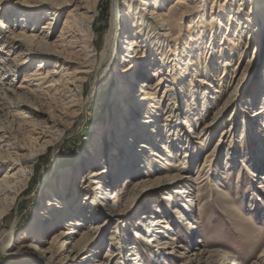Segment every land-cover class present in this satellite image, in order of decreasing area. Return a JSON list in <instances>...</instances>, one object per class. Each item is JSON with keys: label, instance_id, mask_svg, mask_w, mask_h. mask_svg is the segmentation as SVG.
I'll use <instances>...</instances> for the list:
<instances>
[{"label": "rangeland", "instance_id": "obj_1", "mask_svg": "<svg viewBox=\"0 0 264 264\" xmlns=\"http://www.w3.org/2000/svg\"><path fill=\"white\" fill-rule=\"evenodd\" d=\"M111 1L99 0L96 7L93 24L96 54L102 48L108 29ZM173 1L163 0L164 9L161 10V13L169 11L165 16H168L169 29L174 35H179L174 54L171 52L168 56L180 59L184 65L179 71L172 70L175 72V94L170 99L177 107L174 110L176 122L185 121L186 124H180L178 134L175 133L177 136L172 134L169 139L170 134H166L169 128L162 125L166 124L171 100L164 99L158 104L159 109L150 108L146 116L158 123L162 140H157V144L151 142L147 149L140 146L142 140L134 145L135 149L144 152L134 163L140 166L131 178H127L131 180L129 192H120L118 196L120 200L122 198L118 206L124 209V214L114 216L109 214L107 206H102L95 216L84 213V216H93V222L75 227L71 225L74 217L70 216L69 220L54 226L51 233L55 236L61 231L71 230L70 245H88L89 253L101 245L96 259L106 261L105 254L115 255L110 264H134L135 251L140 256L139 264H264V129L258 130L257 127L258 123L262 125L264 122V112L258 119L253 116L254 112H250L251 108L261 104L259 101L251 106L256 81L261 78L264 81V64L258 65L256 61L261 31L255 27L251 31H240L243 17L237 21L236 16L226 10L210 19L207 6L204 13L180 22ZM17 2L0 0V48L5 37L14 31L11 25L16 23ZM240 2L247 5L246 0ZM126 4V0H119L120 10L124 13L127 12ZM258 13V17L262 16L259 21L262 24L264 9ZM49 17L43 14L36 16L34 28L38 34L45 32L40 26L52 22ZM185 23L194 26L190 34L186 31L181 35ZM54 30L57 31V27ZM32 31L28 30V33ZM150 49L156 54L168 52V48L157 50L155 42L148 43L145 50ZM5 50L14 56L19 53L17 49ZM173 63L168 65L171 67ZM31 69L33 67L17 75L14 85H20L21 79ZM114 88L115 78L109 76L95 91L86 116L76 118L62 139L37 158L25 187L11 206L7 203L10 208L0 223V264H44L48 256L40 254L28 246V241L21 239L32 221L36 220V215L53 219V212L57 215L62 209L77 203L83 205L85 198L92 194L97 179L90 181L86 174L94 168L89 163L82 164L85 160L81 156L87 150L95 151L97 145L94 144L101 145L104 139L108 147L120 148V143L115 144L113 139L122 129L111 130L116 106L112 93ZM88 90L87 82L84 95ZM155 103V100H150L144 108ZM261 106L264 107V102ZM103 125L109 133L106 138L103 137L105 131L99 134L98 128ZM197 136L201 138H195ZM110 148L104 149L102 154L105 152V155L98 158L105 170L121 163L120 149L110 151ZM107 151L111 153L109 158H106ZM180 170L187 176L184 182L168 181ZM124 179H118L112 188L123 192ZM141 186L151 187L150 194L137 193ZM43 188L50 194L41 193ZM183 188L187 193L179 195ZM87 209L84 207V211ZM150 212L165 221L158 224L161 232L157 235L168 249L160 255L144 244L139 235L144 230L140 224L141 217ZM131 232L135 237H129ZM46 235L43 232L38 235L46 243L42 246L44 249L52 239ZM92 238L93 243L89 242ZM110 238H114L116 247L109 246ZM11 239L14 248L5 253L3 245ZM119 241H125L126 246L135 249L131 252L121 250L117 246ZM70 245L66 244V250H70ZM119 253L124 255V259L117 256Z\"/></svg>", "mask_w": 264, "mask_h": 264}, {"label": "bare ground", "instance_id": "obj_2", "mask_svg": "<svg viewBox=\"0 0 264 264\" xmlns=\"http://www.w3.org/2000/svg\"><path fill=\"white\" fill-rule=\"evenodd\" d=\"M240 1L242 0H175L173 8L178 10L177 19L183 23L204 13L206 6L210 19H214L218 16V12L221 13L224 10L233 13L237 21L243 17L245 22L243 20V28L240 31L244 29L251 31L254 27L261 31L262 35L259 37L257 47L259 56L256 57V61L258 65H263L264 22L263 25L260 24L262 16L258 17L257 14L264 9V0H246L247 5ZM98 2L99 0H18L16 23L14 25L11 23L14 31L9 37H5L0 48V122L3 123H0V223L19 191L25 187L37 158L48 147L56 145L62 139L76 118L86 116L90 100L100 84L109 76L115 78V88L112 93L116 106L115 112L112 113L114 127L111 130L114 131L117 127L122 129L113 139L116 141L115 144L120 143V148L108 147V142L104 139L109 134L106 132V126L98 128L99 134L105 131L104 143L94 144L97 145L95 151L87 150L81 156L85 160L82 164L89 163L93 166L91 168H94L86 174V178L90 181L97 179V183L91 190L92 194L85 198L83 205L77 203L71 208L62 209L59 213L57 212L59 215H54L56 213L53 212V219L36 215V220L32 221L26 235L24 234L21 238L29 242V247L48 256L44 264H92V262L110 264L115 258V255L105 254L106 261L96 259L101 245H97L98 250H93L92 253L88 252V245L84 247L70 245L68 241H70L71 230L61 231L55 236L51 231L61 221L69 220L70 216L74 217L71 225L75 227L93 222L95 219L93 216L102 206H107L109 214L114 216L124 214V209L118 206L119 201H122V198L120 200L118 196L129 192L128 185L131 180L127 178H131L133 172L140 166L134 163L138 162L137 160L144 152L135 149L134 145L142 140L140 146L147 149L151 142L157 144V140H162L158 123H154L151 117L146 116V113L153 107L159 109L158 104L164 102V99L173 97L174 74L181 70V65H184L180 59H172L170 55L168 56L171 52L174 54L179 44V35H174L169 29L168 16L165 17L169 11L161 13L164 9L163 0H126L127 12L125 13L120 10L119 0H112L108 29L103 38L102 48L96 54L93 43L95 36L93 24ZM129 12L132 15H129ZM42 14L51 16L49 19L52 22L46 23L43 27L40 26L39 28L45 32L38 34L34 26L37 22L36 16ZM185 24L183 29L180 27L181 35L186 31L190 34L194 26L192 23ZM2 26L4 27L3 23ZM55 27L57 31L54 30ZM28 30L33 31L28 33ZM150 42L157 44V50L168 48V52L160 51L156 54L152 49L149 50L150 52L145 50ZM5 49H17L19 53L17 56L7 54ZM1 54L7 57H2ZM168 63H173V66L170 67ZM34 66L37 67L34 69ZM30 67L33 69L21 79L20 85H14L15 77ZM172 70L175 72L172 73ZM262 74L264 75V70ZM262 79L255 83L251 106H254V103L257 105L259 101L261 104L255 109H250L251 114L254 112L253 116L256 119L264 112V107L261 106L264 102ZM87 82L89 90L84 95ZM261 96H263L262 99ZM150 100H155L156 103L144 108ZM172 104L171 100L170 111L165 119L166 124L162 125L169 128L166 129V134H170L167 137L169 139L172 134L177 136L180 124L182 126L186 124L185 121L176 122L174 110L177 107ZM260 124L257 125L258 130L264 129V122ZM106 147L110 148V151L120 149L119 166L106 170L102 168L98 158L100 155H105V152L102 153L104 149L106 151ZM108 152H106V158H109L111 154ZM121 178H125L123 192L112 188ZM186 178L185 172L180 170L168 181L180 183ZM150 188L141 186L137 193L150 194ZM40 192L50 194V191L44 188ZM178 193L179 195L185 193L184 188ZM84 207L88 209L84 211ZM84 213L93 216H84ZM141 219L140 224L144 230H141L139 235L142 242L149 248H153V252L159 255L161 252L164 253L168 246L159 241L157 235L161 232L158 230V224L165 223L164 218L154 217L150 212ZM40 232L47 233L46 237L52 236L49 246L45 249L42 247L46 244L45 241L40 240L38 236ZM129 237H135L134 232L129 233ZM89 242L93 243V238ZM119 242L117 246L121 250L131 252L135 249L126 246L125 241ZM66 244L70 245V250H66ZM113 245L116 247V242L114 238H110L109 246ZM13 248L14 242L11 239L3 245L2 249L6 253ZM135 252L133 263L139 264L140 256L137 251ZM117 256L124 255L119 253Z\"/></svg>", "mask_w": 264, "mask_h": 264}]
</instances>
